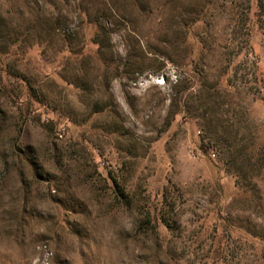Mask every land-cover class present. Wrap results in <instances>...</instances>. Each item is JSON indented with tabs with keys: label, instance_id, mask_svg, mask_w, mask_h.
<instances>
[{
	"label": "rangeland",
	"instance_id": "rangeland-1",
	"mask_svg": "<svg viewBox=\"0 0 264 264\" xmlns=\"http://www.w3.org/2000/svg\"><path fill=\"white\" fill-rule=\"evenodd\" d=\"M258 14L0 0V264H264Z\"/></svg>",
	"mask_w": 264,
	"mask_h": 264
},
{
	"label": "trees",
	"instance_id": "trees-1",
	"mask_svg": "<svg viewBox=\"0 0 264 264\" xmlns=\"http://www.w3.org/2000/svg\"><path fill=\"white\" fill-rule=\"evenodd\" d=\"M258 7H259V14H258V17L260 18V19H262L263 18V16H264V0H258ZM103 32H105L106 34L108 33V32H106V30L105 29H103V28H101V30L99 31V33H101V34H97L96 35V38H95V42L99 45V46H102V42H101V36H102V33ZM108 37H109V33H108ZM260 82H261V84L263 85V83H264V79H260ZM206 149V148H205ZM149 220V219H148ZM149 223V222H148Z\"/></svg>",
	"mask_w": 264,
	"mask_h": 264
}]
</instances>
